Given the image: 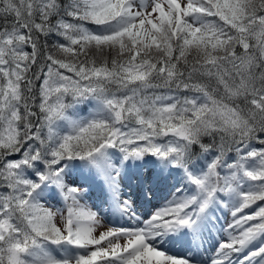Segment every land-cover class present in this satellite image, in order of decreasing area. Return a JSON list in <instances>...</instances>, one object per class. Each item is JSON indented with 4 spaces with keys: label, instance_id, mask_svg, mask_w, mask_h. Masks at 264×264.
Wrapping results in <instances>:
<instances>
[{
    "label": "snow or ice",
    "instance_id": "1",
    "mask_svg": "<svg viewBox=\"0 0 264 264\" xmlns=\"http://www.w3.org/2000/svg\"><path fill=\"white\" fill-rule=\"evenodd\" d=\"M0 264H264V0H0Z\"/></svg>",
    "mask_w": 264,
    "mask_h": 264
},
{
    "label": "rangeland",
    "instance_id": "2",
    "mask_svg": "<svg viewBox=\"0 0 264 264\" xmlns=\"http://www.w3.org/2000/svg\"><path fill=\"white\" fill-rule=\"evenodd\" d=\"M136 185H137V184H136ZM134 186H135V184H134ZM99 187H100V186H99ZM131 188H133V187H131ZM131 188H129V189H131ZM92 189H93V188H91V190H92ZM161 191H162V193H163L162 196H161V200H160L159 202H157L155 205H153V206L150 207V212H151V209H152V208H156V207L161 206V204L163 203V199L166 198V191H167V190L161 189ZM102 196H103V194H102ZM89 198H90L91 201L99 202V200L96 199L95 196H93V197L91 198L90 193H89ZM101 199H102V198H101ZM150 212H149V213H150ZM149 213H147V214H149ZM138 214H140V213H138ZM147 214H146V215L140 214V215H143V216L146 217ZM120 222L123 223V221H121V220H120ZM176 248H178V247H176ZM178 250H179V252H173V251H172V252H173L174 254H182V251H183V250H181V249H179V248H178Z\"/></svg>",
    "mask_w": 264,
    "mask_h": 264
},
{
    "label": "trees",
    "instance_id": "3",
    "mask_svg": "<svg viewBox=\"0 0 264 264\" xmlns=\"http://www.w3.org/2000/svg\"><path fill=\"white\" fill-rule=\"evenodd\" d=\"M127 177V175L125 176V178Z\"/></svg>",
    "mask_w": 264,
    "mask_h": 264
}]
</instances>
